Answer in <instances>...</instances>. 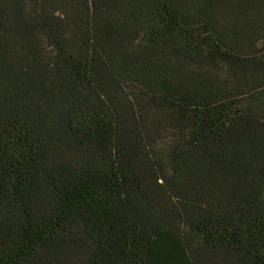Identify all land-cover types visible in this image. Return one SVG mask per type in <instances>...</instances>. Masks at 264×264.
Listing matches in <instances>:
<instances>
[{"label": "trees", "instance_id": "trees-1", "mask_svg": "<svg viewBox=\"0 0 264 264\" xmlns=\"http://www.w3.org/2000/svg\"><path fill=\"white\" fill-rule=\"evenodd\" d=\"M0 264H264V0H0Z\"/></svg>", "mask_w": 264, "mask_h": 264}]
</instances>
